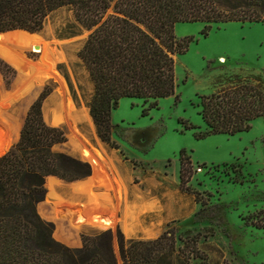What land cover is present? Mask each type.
Returning a JSON list of instances; mask_svg holds the SVG:
<instances>
[{
    "label": "trees",
    "instance_id": "trees-1",
    "mask_svg": "<svg viewBox=\"0 0 264 264\" xmlns=\"http://www.w3.org/2000/svg\"><path fill=\"white\" fill-rule=\"evenodd\" d=\"M64 7L71 8L77 22L91 31L79 53L94 86L90 114L100 140L117 149L112 115L123 99L143 100L151 110L159 107L160 100L176 96V56L184 54L193 41L178 39V24L203 23L208 32L214 25L264 23V0H0V33H39L48 16ZM35 36L11 33L0 39L28 43ZM13 64L26 77L22 96L27 101L42 86L33 81L32 65L22 59ZM0 72L6 80L14 76L2 60ZM217 87L212 94L200 96V115L207 128L196 133L198 140L247 132L256 119L264 120L262 75L236 74L220 80ZM51 93L46 87L31 106L19 141L0 156V264H119L115 238L123 264H194L197 260L220 264L204 253L201 233L178 236L169 226L157 239L128 240L121 230L115 235L107 229L96 235L81 234L78 239L74 229L68 231L66 223L54 217L46 199L47 179L73 183L89 178L92 167L55 150L67 142V136L63 128L45 120L44 104ZM12 98L3 90L2 106L7 111ZM185 127L196 129L188 123ZM192 167L190 156L182 151L180 186L189 193ZM251 218L253 226L264 230V210Z\"/></svg>",
    "mask_w": 264,
    "mask_h": 264
},
{
    "label": "rangeland",
    "instance_id": "rangeland-1",
    "mask_svg": "<svg viewBox=\"0 0 264 264\" xmlns=\"http://www.w3.org/2000/svg\"><path fill=\"white\" fill-rule=\"evenodd\" d=\"M90 34L91 31L77 22L71 8L58 9L48 16L43 30L36 33L34 40L51 43L56 57L64 56L55 70L62 77L66 89L63 91L60 82L51 77L42 87L36 88L27 101L22 96L26 77L13 62L22 59L30 65L37 64L40 54L33 50V46L24 43L7 48L0 46V60L14 71L13 78L12 75L8 78H12L10 85L0 72V147L8 146L0 156L19 141L31 106L45 88L50 87L52 93L44 104L45 120L51 125L56 114L63 115L65 121L56 127L63 128L67 136V142L56 146V151L85 161L83 153L70 140L76 132L82 147L96 158L100 171H105L102 162L111 163V157L116 156L113 163L118 172L132 181L131 201L138 199L135 189L140 187L137 173L152 169L167 174L171 180L174 177L179 179L180 154L186 151L193 164L188 186L200 207L190 221L172 226L177 235L186 237L201 233L202 245L214 246L220 251L205 246L204 253L220 264H264V230L251 224V217L264 210V120L256 119L249 131L233 136L218 134L202 140L196 138V133L207 128L200 115V96L212 94L218 90L220 80L236 74L254 73L264 77V23L214 25L208 32L203 23L178 24V39H193L187 51L176 56V96L179 99L176 96L162 99L159 107L151 110H147L148 105L143 100L123 99L112 115L114 140L119 149L111 148L100 140L90 114L89 102L94 86L79 58ZM37 73L34 69V82ZM20 79L23 81L19 82ZM3 90L13 96L9 111L2 106ZM146 110L148 112L144 114ZM2 120L6 121L9 129ZM186 123L196 129H186ZM198 168L202 171L198 172ZM59 180L65 183L64 189H57L65 199L61 213L56 215V207L50 199L47 203L52 207L54 217L66 223L68 231L69 228L74 229L80 239L81 234L96 235L111 229L117 235L121 230L129 240L126 231L131 223H126L116 212L114 218L96 217L111 222L106 227L83 225L80 230L75 228L79 221L74 213L80 208L72 204L74 194L70 187L77 182ZM165 187H160L159 193L162 194ZM47 190L50 196L51 189L47 187ZM141 220L142 223L135 227V234H142L150 222V218ZM114 248L119 264H122L117 238ZM193 263L201 264L198 260Z\"/></svg>",
    "mask_w": 264,
    "mask_h": 264
},
{
    "label": "crops",
    "instance_id": "crops-1",
    "mask_svg": "<svg viewBox=\"0 0 264 264\" xmlns=\"http://www.w3.org/2000/svg\"><path fill=\"white\" fill-rule=\"evenodd\" d=\"M96 157H99L98 154ZM116 158L113 155L111 163L102 162L105 171L96 173L94 169L89 178L82 180L83 183L91 182V192L74 194L72 202L80 208L74 213L75 218L91 217L95 213L96 217L101 215L109 218L112 211H116L126 223H131L126 231L129 239L154 240L159 238L169 226L190 221L198 212L200 204L196 197L181 189L180 171L179 179L174 177L172 180L167 174L154 172L152 169L137 173L140 187L135 189L138 191V199L129 200L132 181L120 175L113 163V159ZM164 186L166 190L162 194L159 193L158 189ZM178 199L181 200L180 203ZM146 218H150L148 226L143 229L142 234H135V227L142 223L141 219Z\"/></svg>",
    "mask_w": 264,
    "mask_h": 264
},
{
    "label": "bare ground",
    "instance_id": "bare-ground-1",
    "mask_svg": "<svg viewBox=\"0 0 264 264\" xmlns=\"http://www.w3.org/2000/svg\"><path fill=\"white\" fill-rule=\"evenodd\" d=\"M23 44L24 42L21 41H10V40H2L0 39V44H6V45H16V44ZM25 44V43H24ZM28 45H30L33 50L37 53L40 54V60L37 64H31L32 67L38 71V73L36 74L35 80H36V84L37 85H44L46 83V81L53 77L55 79H57L60 84H61V88L63 89V91H65L66 86L65 83L62 79V77L58 76L56 73V64L64 59V56L62 55L60 58L56 57V53L55 50L52 48L51 43L45 42V41H41L40 43L36 42L35 40L26 43ZM39 45L40 46V50H36L35 46ZM58 53V51H57ZM60 53V52H59ZM63 54V53H62ZM58 55V54H57ZM58 112H61V110H59ZM3 121V120H2ZM65 121V118L63 115L61 114H56L55 115V119L54 122L51 124V126H59L61 123H63ZM4 125L9 129L7 123L5 121H3ZM70 140L71 143L77 148L79 149L85 158V161H90L92 164L95 165V172L99 173L100 169L98 166V162L96 160V158L94 157V155L88 153L86 151L85 148L82 147V144L80 143V141L77 140V135L76 132H73V134L70 136ZM8 148V146H4V147H0V155L1 153H3L4 151H6ZM84 160V159H83ZM110 162V161H109ZM108 167V166H107ZM112 167V166H111ZM112 170V169H111ZM102 176V175H101ZM104 176V175H103ZM102 178V177H101ZM91 179V178H90ZM95 179V178H94ZM93 179V180H94ZM97 179V178H96ZM95 179V180H96ZM104 180V179H102ZM106 180V179H105ZM96 181H99L96 180ZM95 181V182H96ZM107 181V180H106ZM105 183V182H104ZM65 184V183H64ZM64 184L57 178H49L46 187L51 189V194L49 196V199L51 200V202L55 205V210H56V215L58 216L59 213H61V209L64 205V200L62 199L61 195L57 193V189H64L65 186ZM94 184V183H93ZM102 184V183H101ZM109 184V183H108ZM122 186V185H121ZM107 187V186H106ZM109 187V186H108ZM119 187V186H118ZM71 190L73 191V194H79V193H88L90 191L91 188V182H81V183H76L73 186L70 187ZM111 188V187H110ZM91 192V191H90ZM92 194V193H91ZM93 195V194H92ZM49 201V200H48ZM95 202V201H94ZM73 204V203H72ZM100 204V203H99ZM116 209V208H115ZM113 210V209H112ZM116 211H112L111 216L114 218ZM67 213V212H66ZM130 213V212H129ZM96 214V213H95ZM91 216V217H85V216H80L79 217V224H75L74 227L77 229H81L83 225H89L92 227H106L108 226V221L104 220V219H96V216ZM120 214V213H119ZM63 215V214H62ZM65 215V214H64ZM92 215V214H91ZM133 216V215H132ZM64 218V217H63ZM111 220V219H110ZM114 220V219H113ZM116 221V220H115ZM138 222V221H137ZM83 223V224H80ZM111 223V222H110ZM109 223V224H110ZM114 224V223H113ZM126 227V226H125ZM125 229V228H124ZM127 234V233H126Z\"/></svg>",
    "mask_w": 264,
    "mask_h": 264
},
{
    "label": "water",
    "instance_id": "water-1",
    "mask_svg": "<svg viewBox=\"0 0 264 264\" xmlns=\"http://www.w3.org/2000/svg\"><path fill=\"white\" fill-rule=\"evenodd\" d=\"M15 32H24V33H27V34H30V35H34V34H36V33H30V32H28V31H24V30H15V31H10V32L0 33V35H6V34L15 33ZM35 49H36V50H40V46H39V45L35 46ZM89 163H90V162H89ZM90 165H91V167H92V173H93V170L95 169V165L92 164V163H90ZM76 182H77V183H81L82 180H80V181H76ZM46 199H49L48 190H47ZM78 219H79V218H76L77 221H78ZM122 264H123V262H122Z\"/></svg>",
    "mask_w": 264,
    "mask_h": 264
},
{
    "label": "built area",
    "instance_id": "built-area-1",
    "mask_svg": "<svg viewBox=\"0 0 264 264\" xmlns=\"http://www.w3.org/2000/svg\"><path fill=\"white\" fill-rule=\"evenodd\" d=\"M197 171H198V172H201V171H202V168H198Z\"/></svg>",
    "mask_w": 264,
    "mask_h": 264
}]
</instances>
